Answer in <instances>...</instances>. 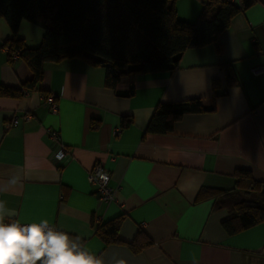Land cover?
I'll return each mask as SVG.
<instances>
[{
  "label": "crops",
  "instance_id": "crops-1",
  "mask_svg": "<svg viewBox=\"0 0 264 264\" xmlns=\"http://www.w3.org/2000/svg\"><path fill=\"white\" fill-rule=\"evenodd\" d=\"M174 8L178 19L195 22L203 4L176 0ZM43 35L24 20L16 36L37 47ZM12 38L0 16V87L21 88L33 73L10 55ZM219 43L220 51L187 49L173 70L139 74L133 95L128 76L116 90L106 87L104 68L81 58L45 62L37 88L22 98L0 94V200L21 222L47 219L79 237L102 264H264V222L228 235L226 210L195 202L202 188H233L239 169L264 181V75L254 74L264 65V0L234 16ZM228 65L237 85L230 86ZM46 94L56 96L58 112L49 111ZM192 99L214 110L186 112L171 131L145 133L159 103ZM15 116L20 123L6 127ZM123 117L132 118L130 126L121 127ZM48 127L69 149L60 165L51 158L56 144ZM98 163L111 173L109 203L89 180ZM17 176L21 182L10 185ZM117 217L124 242L107 244L96 227ZM140 232L153 244L134 252L127 243Z\"/></svg>",
  "mask_w": 264,
  "mask_h": 264
},
{
  "label": "trees",
  "instance_id": "trees-1",
  "mask_svg": "<svg viewBox=\"0 0 264 264\" xmlns=\"http://www.w3.org/2000/svg\"><path fill=\"white\" fill-rule=\"evenodd\" d=\"M176 0H0V16L8 23L13 38L8 46L10 55L18 52L33 73L21 88L2 85L0 94L22 98L37 88L42 80L45 62L58 63L81 58L105 70V86L116 90L123 76L130 78L127 95H133L136 76L144 73L173 70L178 67L189 48L213 45L220 51L219 37L231 20L257 0H244L242 6L228 0H201L202 11L195 22L178 19ZM44 29L41 43L28 47L17 32L22 21ZM230 86L238 81L231 65L224 66ZM217 89L218 84L213 83ZM47 96L49 94H46ZM199 99L178 103H159L145 133H166L186 112L213 111ZM132 123L131 117L121 119V127ZM231 189L202 188L195 202L212 200L215 210L225 209L221 225L228 235H235L264 222V181L257 180L249 169L235 173ZM122 217L96 227L107 244L123 243L119 237ZM153 244L139 233L127 243L138 252Z\"/></svg>",
  "mask_w": 264,
  "mask_h": 264
},
{
  "label": "clouds",
  "instance_id": "clouds-1",
  "mask_svg": "<svg viewBox=\"0 0 264 264\" xmlns=\"http://www.w3.org/2000/svg\"><path fill=\"white\" fill-rule=\"evenodd\" d=\"M19 182L17 176L9 184ZM16 216V211L0 200V264H102L79 237L53 227L47 219L23 223Z\"/></svg>",
  "mask_w": 264,
  "mask_h": 264
},
{
  "label": "built area",
  "instance_id": "built-area-1",
  "mask_svg": "<svg viewBox=\"0 0 264 264\" xmlns=\"http://www.w3.org/2000/svg\"><path fill=\"white\" fill-rule=\"evenodd\" d=\"M228 1L234 2L238 4L239 6H242L244 2V0H228ZM12 57L17 58L18 52H13ZM254 74L264 75V65L255 67ZM45 100H46V105L49 108V111L53 113L58 112L59 107H58V102H57L55 95L53 94L48 95L45 98ZM31 118H32L31 113H28L23 116L24 120H30ZM20 121H21L20 117L15 116L12 118L10 122L6 123V127L17 126L20 123ZM46 130H47L48 137L53 139L56 144L54 149L51 152L52 161H54V163H56L57 165H60L70 155L69 149L61 142L60 133L58 130L50 128V127H48ZM89 180L97 187L98 198L102 203H109L110 201L114 200L115 189L110 186L111 173L102 164L98 163L93 166V168L91 169L89 173ZM23 223H26V222H23ZM52 226L55 227L54 225Z\"/></svg>",
  "mask_w": 264,
  "mask_h": 264
}]
</instances>
